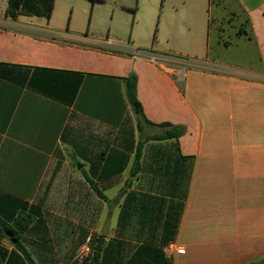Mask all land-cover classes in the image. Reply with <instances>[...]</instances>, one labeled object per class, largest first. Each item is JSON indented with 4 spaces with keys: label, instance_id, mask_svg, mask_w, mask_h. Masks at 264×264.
I'll use <instances>...</instances> for the list:
<instances>
[{
    "label": "crops",
    "instance_id": "0c3cea01",
    "mask_svg": "<svg viewBox=\"0 0 264 264\" xmlns=\"http://www.w3.org/2000/svg\"><path fill=\"white\" fill-rule=\"evenodd\" d=\"M158 1L167 41L149 50L58 33L42 18L8 16L7 7L0 14V217L10 226L30 219L19 240L30 259L0 235V264H86L102 235L92 222L106 216V240L123 259L148 244L169 264L264 260V0L141 2ZM132 75L141 129H163L148 120L181 130L172 143L142 144L139 164ZM132 130L135 144L126 145ZM126 147L133 151L121 174L92 175L102 153ZM129 194L133 212L144 196L161 205L155 238L137 213L120 224ZM167 215L176 229L166 240Z\"/></svg>",
    "mask_w": 264,
    "mask_h": 264
},
{
    "label": "trees",
    "instance_id": "16d2710c",
    "mask_svg": "<svg viewBox=\"0 0 264 264\" xmlns=\"http://www.w3.org/2000/svg\"><path fill=\"white\" fill-rule=\"evenodd\" d=\"M95 1V0H92ZM54 0H8V5L6 9V14L12 18H17L18 16H33L38 18L51 19L52 13L54 10ZM127 86V95L129 102L139 118L138 120V129L141 130L139 123L141 118H144V113L142 105L137 99L136 86L137 78L132 75L125 79ZM146 121V120H145ZM149 125L158 126L165 130L161 135L153 137V141H168L172 139H178L181 134V130L178 127H174L170 123H163L160 125H154L153 123L146 121ZM129 133V136L124 140L126 145L135 144V134L134 130ZM138 147L135 151L136 157L135 162L139 164V159L141 155V145L142 142H137ZM118 147L122 146L121 143L117 144ZM125 151H120L117 148H111L108 152L102 153L98 157V162L96 161L92 165V175L97 176L98 172L101 170L100 177L108 178L121 174L128 166L130 162L129 153L133 151L130 147H126ZM104 162V163H103ZM94 185L93 182H91ZM101 196L102 193H100ZM144 200L141 201L142 207L137 212H133L131 205L133 202V195L129 194L125 200L124 208L120 216V224L125 225L129 223L132 216L137 213L139 223L141 228L147 226V223L153 224V230L151 233L155 238V230L157 229L156 225L162 219L161 205H159L157 210L153 204L151 206L152 200L146 201L147 196H144ZM173 217V216H172ZM172 220V221H171ZM13 225H8L0 217V235L5 236L7 234L11 235V240L15 243V246L23 251L27 259H30L28 253L24 250L21 243L19 242L20 238L27 230L30 225L29 217L26 219L24 217H18L13 219ZM174 219L171 218V215H167L166 218V231L163 233V237H166V240L169 237H173L175 234L176 225ZM156 223V224H155ZM157 238V237H156ZM107 236L99 235L97 238L91 240V250L92 254L90 259H87L86 264H169L168 258L165 253L157 248L152 247L148 244H143L139 246L134 254L129 259H123V251L120 248H117L114 241L107 242ZM32 262V261H31ZM33 263V262H32ZM34 264V263H33Z\"/></svg>",
    "mask_w": 264,
    "mask_h": 264
},
{
    "label": "rangeland",
    "instance_id": "374dc122",
    "mask_svg": "<svg viewBox=\"0 0 264 264\" xmlns=\"http://www.w3.org/2000/svg\"><path fill=\"white\" fill-rule=\"evenodd\" d=\"M142 0H54V10L50 20L42 18L46 24L55 27L58 33L74 34L77 36H94L114 40V45L128 46L129 43L141 45V50L160 43L166 46V6L162 1L157 3H142ZM8 0H0V14H5ZM139 118L136 120L138 121ZM135 124V123H134ZM144 124V123H142ZM145 127V128H143ZM145 129V130H144ZM137 141L143 145L160 143L153 141V137L161 135L164 129L142 126L137 129ZM113 139L108 135V142ZM172 143L171 141H164ZM124 189H129L126 185ZM108 202H110L108 200ZM113 211L115 201L108 206ZM108 211V213H109ZM96 226L98 221L92 222V229L98 235L108 219ZM115 219L112 220V225ZM94 226V227H93ZM111 234V229L106 235Z\"/></svg>",
    "mask_w": 264,
    "mask_h": 264
},
{
    "label": "water",
    "instance_id": "95a60500",
    "mask_svg": "<svg viewBox=\"0 0 264 264\" xmlns=\"http://www.w3.org/2000/svg\"><path fill=\"white\" fill-rule=\"evenodd\" d=\"M110 223H111V216L108 217L105 225H104V228L102 230V235H107L108 232H109V229H110ZM249 264H264V260H261V261H257V262H252V263H249Z\"/></svg>",
    "mask_w": 264,
    "mask_h": 264
},
{
    "label": "built area",
    "instance_id": "2783aa9c",
    "mask_svg": "<svg viewBox=\"0 0 264 264\" xmlns=\"http://www.w3.org/2000/svg\"><path fill=\"white\" fill-rule=\"evenodd\" d=\"M89 252H90V249L88 248V246H85L84 249H83V251H82V253H81V256H85ZM175 252L177 254H184L185 253L184 249H177V248H176Z\"/></svg>",
    "mask_w": 264,
    "mask_h": 264
}]
</instances>
